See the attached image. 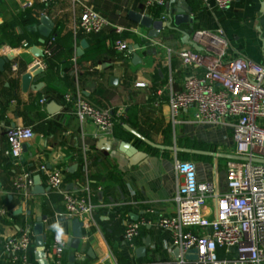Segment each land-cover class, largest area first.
I'll list each match as a JSON object with an SVG mask.
<instances>
[{
    "label": "crops",
    "instance_id": "obj_1",
    "mask_svg": "<svg viewBox=\"0 0 264 264\" xmlns=\"http://www.w3.org/2000/svg\"><path fill=\"white\" fill-rule=\"evenodd\" d=\"M145 1L58 0L51 7L43 6L40 0H3L6 6L0 4V26L24 14L32 19L26 27L29 38L24 37L19 27L9 30L8 35L0 31V60L6 61L0 67V210L10 214L8 218L0 217V264H11L3 249L4 242L22 230L32 232L33 225L43 217L49 259L55 234L67 243L72 237V221L66 217L63 198L48 188L39 173L42 166L62 170L68 191H78L88 183L91 202L97 207L95 223L83 229L79 251L66 250L65 264H69L71 256H76L75 264H142L176 259L179 254L176 256L169 234L157 227L142 231L137 249L145 246L147 238L151 239L142 257H138L137 250L130 251L123 240L125 222L147 217L148 210L161 216L175 213L176 159L193 162L199 182L214 183L220 192L226 191V168L232 160L223 156H235L231 130L197 124L192 109L182 111L174 123L168 100L171 91H181L190 77L200 74L196 69H184L178 57L180 51L195 50L188 42L198 45L195 38L198 31L222 30L230 57L264 65V0H242L226 10L216 8L213 0H177L169 9L164 7L160 20L154 19L153 10ZM84 8L103 15L115 27L127 29L124 40L129 49L133 47L130 53L117 49L113 28L100 35L77 33ZM189 9L193 24L166 27L170 14L174 18L178 12ZM135 14L163 23L158 36H150L152 29L136 23ZM44 17L53 27L50 37L42 44L37 28ZM176 29L188 34L189 40ZM83 41L87 48L79 57ZM100 45L104 53L89 52ZM85 55H88L85 60L77 62ZM37 64L43 71L33 78L32 85L43 86L38 92L31 89L24 92L22 78ZM77 89L88 101L111 110L117 117L132 116L138 127L125 126L157 146L199 150L216 156L151 148L126 130L123 137L112 134L109 139L132 144L148 155L145 162L133 167L118 148L97 149L100 141L97 128L89 120L80 121L65 102L64 96ZM42 100L46 101L44 105ZM50 105L57 107L56 114L48 112ZM9 127H31L34 132L19 160L5 156ZM200 145L206 148L201 150ZM149 148L158 153L150 152ZM80 153L87 160L84 165L77 161ZM87 153L91 155L89 160ZM184 155L188 158L184 159ZM24 172L32 173L34 179L41 177L44 194H34V186L26 199L12 194L14 180ZM114 177L120 182L116 183ZM214 207L215 203L211 202L210 208ZM18 210L21 213L15 214ZM220 256L223 257L222 252ZM33 264H37L35 255Z\"/></svg>",
    "mask_w": 264,
    "mask_h": 264
},
{
    "label": "built area",
    "instance_id": "obj_2",
    "mask_svg": "<svg viewBox=\"0 0 264 264\" xmlns=\"http://www.w3.org/2000/svg\"><path fill=\"white\" fill-rule=\"evenodd\" d=\"M57 1L40 0V3L51 7ZM71 1L77 3L80 0ZM240 1L213 0L220 10ZM168 2L145 1L150 9L165 7ZM109 27L114 29L117 49L130 53L124 40L127 29L113 26L106 17L90 8H84L76 32L86 36L100 35ZM195 38L201 51L183 50L178 57L184 69H196L200 74L190 77L181 91H171L168 103L173 122L182 111L192 109L197 124L229 128L235 156L247 158V161L227 164V187L226 191L220 192L214 183L198 181L193 162L176 159L175 213L161 216L148 210L147 217L125 222L123 240L129 250L135 252L144 229L157 227L169 234L172 247L179 251V256L172 261L142 264H264V163L257 162L264 161V65L242 57H230L228 43L220 29L213 33L198 31ZM64 99L80 121L89 120L94 124L100 139L112 136L118 121L111 110L88 101L78 89L66 94ZM45 102L42 100L41 104ZM6 137L8 150L5 156L19 160L26 144L34 138V132L31 127H9ZM39 173L48 188L62 196L66 217L70 221L79 220L85 229H89L95 223L97 210L91 202L89 184L78 191H68L62 170H48L42 166ZM33 186L34 175L24 172L14 180L12 194L26 199ZM211 202L215 203L214 209L210 208ZM0 217L8 218L10 214L0 210ZM33 248L35 238L30 230H22L3 244L11 264H32L29 253ZM66 250L67 242L55 234L50 264H63ZM193 250L197 260L190 262L186 256Z\"/></svg>",
    "mask_w": 264,
    "mask_h": 264
},
{
    "label": "water",
    "instance_id": "obj_3",
    "mask_svg": "<svg viewBox=\"0 0 264 264\" xmlns=\"http://www.w3.org/2000/svg\"><path fill=\"white\" fill-rule=\"evenodd\" d=\"M177 3V0H170L169 4L166 5V8L169 9L170 5H174ZM193 13L192 10L189 9V11H183V12H178V16L172 17L171 14L169 15V23L166 24V27L171 29L172 24H174L176 27H180L182 25H191L193 24ZM134 16V21L136 23H140L143 27L147 29H152L150 36L157 37L158 32L161 30V26L163 23L153 21L150 17H143L141 15H133ZM52 27L53 24L52 22L44 17L42 19V24L37 28V31L41 35L40 43H45V40L48 39L52 33ZM177 31L181 32L187 41L189 40V36L186 33H183L181 30L176 29ZM196 51H201V49L198 47V45L194 42H188ZM87 48V43L86 41H83L81 44V49L78 50V56L81 57L84 53V50ZM133 47H130V50H132ZM135 49H138L137 47ZM6 63L4 59L0 60V67L3 66ZM42 67L40 64L34 65L29 72L23 76L22 78V88L24 92H28L30 89L33 91H40L43 84H37V85H32L33 78L38 76L39 74L42 73ZM48 112L53 115L57 113V107L54 105H50L48 107ZM124 129L133 135L135 138L138 140L142 141L144 144L151 148H156V149H164L170 152H176V153H181V154H191V155H197V156H211L215 157V153H210V152H204V151H199V150H190V149H180V148H174V147H161L155 145L152 141L146 139L144 136L140 135L136 131H134L132 128L128 126H124ZM114 148H118V150L125 154L130 161L131 166H137L140 163H143L147 160L148 155L146 153H142L139 151L134 145L126 143V142H119L116 141L115 139H100V141L97 144V149L99 150H105V151H111ZM229 160L232 161H247V158L244 157H239V156H223ZM257 162L264 163V161L257 160ZM75 167H73L72 170H74ZM34 194H44L45 190L41 185V177L37 176L34 179ZM21 213V210H18L15 214ZM46 220L45 217L38 219V221L33 225L32 227V232L35 238V245H36V261L37 264H50L49 258H48V251L45 246L46 242V235L44 231V221ZM72 226H73V232H72V237L68 240V249L73 250V251H79L81 241L83 239V229L84 226L82 223L79 222V220L75 219L72 221ZM151 245V239L147 238L145 241V246L142 248L137 249L136 254L138 257H142L145 255L146 250L148 247ZM176 256H178L179 251L177 250L175 252ZM196 251L193 250L189 255L186 256V259L190 262L196 261ZM91 253L89 252V256ZM92 256V255H91ZM76 263V256H71L69 258V264H75Z\"/></svg>",
    "mask_w": 264,
    "mask_h": 264
},
{
    "label": "trees",
    "instance_id": "obj_4",
    "mask_svg": "<svg viewBox=\"0 0 264 264\" xmlns=\"http://www.w3.org/2000/svg\"><path fill=\"white\" fill-rule=\"evenodd\" d=\"M153 11V16H154V19L155 20H160V19H162V17H163V13H164V7H155V8H153L152 9ZM22 23H24V25L22 24ZM31 23H32V19L28 16V15H26V14H24V15H22V16H20V17H17V18H15L11 23H8V24H5V25H3V26H0V31L2 32V33H4V34H7V32L9 31V30H13V29H15V28H17V27H19V28H21L22 30H23V34H24V37H26V38H29L28 37V33L26 32V27H28L29 25H31ZM8 35V34H7ZM11 37L13 38L14 36H12L11 35ZM90 53H95L96 55L97 54H102V53H104V50H103V46L102 45H100V46H98V47H96V48H93L91 51H89ZM88 57V55H85L82 59H80V60H77V62H79V61H82V60H85L86 58ZM114 115H116V113H114ZM115 121H118V123H116V125H115V127H114V131H113V134H114V136H121V137H123L122 135L123 134H126V131H125V129H124V126L126 125V124H128V125H130L132 128H134V129H136L137 127H138V124L137 123H135L134 122V120H133V117L132 116H130V117H128V118H126V117H124V116H120V117H117L116 119H115ZM120 134V135H119ZM206 147L204 146V145H200L199 146V149H201V150H203V149H205ZM150 149V152H152V153H158V151L157 150H155V149H151V148H149ZM86 156H87V159L89 160L90 158H91V155H90V153H87L86 154ZM93 157V156H92ZM77 161H78V163L79 164H81V165H84V163H85V161H87V160H85V157H84V155H81V153L79 154V155H77ZM183 158L184 159H187L188 158V156H186V155H184L183 156ZM70 177H68V179H69ZM116 177H114V181L117 183V182H120V179L119 178H116ZM123 231H124V229H123ZM34 255H35V248H33L31 251H30V253H29V256H30V261H31V263L33 264V262H34ZM67 256H68V253L67 252H65V254H64V257L65 258H67ZM66 263V260H64V263L63 264H65Z\"/></svg>",
    "mask_w": 264,
    "mask_h": 264
},
{
    "label": "rangeland",
    "instance_id": "obj_5",
    "mask_svg": "<svg viewBox=\"0 0 264 264\" xmlns=\"http://www.w3.org/2000/svg\"><path fill=\"white\" fill-rule=\"evenodd\" d=\"M0 4L5 5V3L3 2V0H0ZM6 6V5H5ZM7 41H9V38H7Z\"/></svg>",
    "mask_w": 264,
    "mask_h": 264
}]
</instances>
